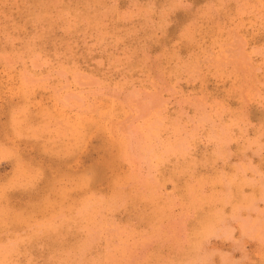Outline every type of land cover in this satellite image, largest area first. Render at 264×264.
<instances>
[{
  "label": "rangeland",
  "instance_id": "1",
  "mask_svg": "<svg viewBox=\"0 0 264 264\" xmlns=\"http://www.w3.org/2000/svg\"><path fill=\"white\" fill-rule=\"evenodd\" d=\"M0 264H264V0H0Z\"/></svg>",
  "mask_w": 264,
  "mask_h": 264
}]
</instances>
